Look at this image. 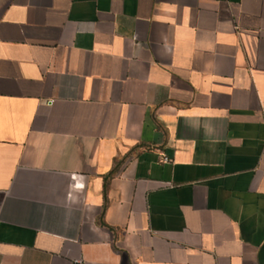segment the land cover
<instances>
[{"label": "crops", "instance_id": "1", "mask_svg": "<svg viewBox=\"0 0 264 264\" xmlns=\"http://www.w3.org/2000/svg\"><path fill=\"white\" fill-rule=\"evenodd\" d=\"M0 264H264V0H0Z\"/></svg>", "mask_w": 264, "mask_h": 264}]
</instances>
